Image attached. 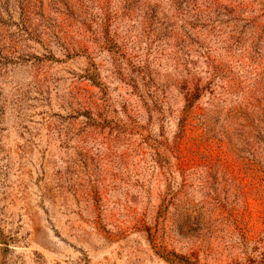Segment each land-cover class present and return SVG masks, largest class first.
I'll return each mask as SVG.
<instances>
[{
    "label": "rangeland",
    "instance_id": "obj_1",
    "mask_svg": "<svg viewBox=\"0 0 264 264\" xmlns=\"http://www.w3.org/2000/svg\"><path fill=\"white\" fill-rule=\"evenodd\" d=\"M0 264H264V0H0Z\"/></svg>",
    "mask_w": 264,
    "mask_h": 264
}]
</instances>
